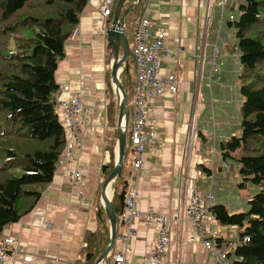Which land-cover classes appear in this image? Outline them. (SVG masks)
Listing matches in <instances>:
<instances>
[{
	"label": "crops",
	"instance_id": "1",
	"mask_svg": "<svg viewBox=\"0 0 264 264\" xmlns=\"http://www.w3.org/2000/svg\"><path fill=\"white\" fill-rule=\"evenodd\" d=\"M102 1L89 0L85 6L78 26L66 43L65 57L58 64L55 74L60 96L67 98L81 93L85 105L93 108L91 119L97 124H103L105 118L104 110L97 105L104 100L110 104L108 82L119 99L111 76L112 61L108 60L109 44L105 34L114 16L106 18L100 13ZM152 5V29L161 28L165 31L166 46L170 52V56L164 59L160 74L164 76L171 72L178 73L181 82L177 97L168 96L162 101L150 102L147 107L149 119L156 123V138L153 148H146L143 156L144 167L139 176L136 209L140 213L151 211L176 219L182 216L181 198L186 195L188 199L198 191L201 180L210 186V191L205 194L213 191L211 177L214 179V187L218 183L219 188L222 185L221 191L225 190L227 177L231 173L223 165L211 169L206 167L201 148L209 139V133L200 119L197 135L191 142V124L194 113L196 126L199 113L207 111L202 100L210 94L211 103H216L214 110L212 109L214 123L211 127L218 134V141H228L237 134L238 107L242 99L234 78L240 64L231 59L227 49L235 42L232 31L222 29L224 32L220 45L226 56L221 60V82L214 81L213 85L208 82L211 47L216 40L217 30L215 20L207 22L208 0H153ZM118 47L121 58L123 48L121 45ZM202 57L205 58L203 65ZM125 68L123 66L120 70L119 80ZM203 87L204 95L201 94ZM232 91L236 93V104L231 100ZM58 111L63 119L62 111ZM234 115V126H227V123H232ZM106 125L107 128L103 131L96 129L88 132L86 143L77 154L76 161L83 171L81 183L74 187L65 170L58 168L35 208L18 223L6 227L3 234L16 241L21 252L16 253L7 264H75L83 257L85 234L99 228V208L102 207L108 215L104 196L111 202L114 198L115 181L112 185L105 186L107 179L102 172L110 159L107 150L110 130L107 122ZM205 125H208L207 120ZM131 126L129 115L128 132ZM117 144L118 137L114 147L115 163ZM130 160L134 164L133 152L130 153ZM109 189L112 191L111 199L106 196ZM78 194L82 197H78ZM215 204L219 205L216 201ZM208 214V219L200 225L205 238L209 240L212 233H215V239L221 241L220 244H235L239 237H230L235 228L220 227L211 212ZM209 218L214 219V222ZM133 227L136 233L128 241L127 260L129 264H143L142 258L148 256L157 232L140 219L135 221ZM125 234V227L121 224L110 255L125 248L120 240ZM233 252L234 250L231 253ZM229 259L233 260L232 254ZM100 264H106L105 259ZM165 264H215L212 255L205 250L197 229L187 217L182 223L172 222Z\"/></svg>",
	"mask_w": 264,
	"mask_h": 264
},
{
	"label": "trees",
	"instance_id": "2",
	"mask_svg": "<svg viewBox=\"0 0 264 264\" xmlns=\"http://www.w3.org/2000/svg\"><path fill=\"white\" fill-rule=\"evenodd\" d=\"M89 0H0V237L6 227L29 214L52 182L58 162L67 148L64 119L56 106L60 88L55 74L65 57L67 41L78 26ZM120 0H115L113 14ZM147 0H126L123 29L130 45V61L120 75L128 109L136 91L132 45ZM135 6V7H134ZM234 11V5L231 8ZM242 12L229 28L236 30L230 55H239L241 73L235 84L243 106L239 112V135L219 141L224 153L241 151L238 160L241 188L258 187L246 213L230 214L224 205L210 208L220 227L242 229L232 264H264V0H241ZM113 49L108 46V60ZM109 83V162L102 172L106 179L115 169L114 147L118 137L119 99ZM131 134L127 133L122 172L114 183L111 202L116 231L133 177L130 160ZM217 145V144H216ZM98 230L87 232L83 257L75 264H97L111 238L110 219L102 207L97 212ZM220 244L221 241L217 240ZM230 254V256H231ZM111 262V255L109 258Z\"/></svg>",
	"mask_w": 264,
	"mask_h": 264
},
{
	"label": "built area",
	"instance_id": "3",
	"mask_svg": "<svg viewBox=\"0 0 264 264\" xmlns=\"http://www.w3.org/2000/svg\"><path fill=\"white\" fill-rule=\"evenodd\" d=\"M98 1V0H92ZM153 0H148L139 22L134 41L132 45V54L135 60L136 70V91L134 99V121L129 130L131 134V148L134 154L133 160V178L130 180L129 188L124 200V207L121 211V224L125 227L126 234L120 240L125 244V248L116 254L111 255L110 264H129L127 260L128 241L131 236L135 235L133 225L136 220H142L144 224L156 229V238L149 251L147 257L142 258L143 264H165L169 252L170 233L172 222H183L187 217L197 229L199 236L203 241L204 248L209 252L215 264H232L229 256L239 244L249 242L248 238H244L241 242L239 239L235 244H218L215 239V233H212L211 239H206L200 225L203 224L209 216L210 208L215 206V200L212 192L201 195L195 191L190 198L184 195L180 201L182 216L176 219L155 212L140 213L136 209V201L138 199V182L140 172L144 167L143 156L146 148H153L156 138V123L148 117L147 107L150 102L162 101L166 97H177L180 91V77L178 73H168L164 76L160 74L164 59L170 56V52L166 46V33L161 28L152 29V18L154 11L152 9ZM241 0H208L207 22L216 21V40L212 45V54L210 60V71L208 74V82H221L220 72L223 63H221L222 48L220 45L223 25L225 23L226 14L231 12L234 2ZM115 0H103L100 7V13L109 18L113 14ZM214 11L217 14L214 15ZM236 17L229 14L228 22H234ZM78 29L75 34L77 35ZM236 54L231 55V59H237ZM239 61V60H238ZM205 62V58H201V65ZM236 62V60H235ZM238 71V70H237ZM239 75L236 76V79ZM61 91L56 96V106L63 113L65 123V133L67 136V148L65 153L58 162V168H63L69 180L74 187H77L83 178L77 160V154L86 143V134L93 130H104L107 125L106 112L109 105L107 100L99 102L98 107L105 112L103 124H97L91 119L93 108L87 107L84 103L83 96L78 93L74 96L63 98L60 96ZM121 100V95H119ZM119 100V103H120ZM214 103V100L212 101ZM196 115L194 113L191 124V142L194 141L197 132L195 126ZM231 123H227V126ZM124 127L122 128V130ZM128 133V131H127ZM211 188L214 179L211 177ZM78 197H82L78 194ZM214 222V219L209 218ZM182 243V242H181ZM21 253L18 250L16 241L4 234L0 237V264H7L16 254ZM110 253L106 256V264H109Z\"/></svg>",
	"mask_w": 264,
	"mask_h": 264
},
{
	"label": "rangeland",
	"instance_id": "4",
	"mask_svg": "<svg viewBox=\"0 0 264 264\" xmlns=\"http://www.w3.org/2000/svg\"><path fill=\"white\" fill-rule=\"evenodd\" d=\"M229 14H233L236 18H239L241 16L242 12L239 11V2H237V1L234 2V11L228 12L226 14L225 23L223 25L224 31H226V29H230L232 31L233 36H234L233 39L235 41L236 30L234 28H229V26H228ZM224 31H222V34ZM236 55L238 58L235 60L238 62L239 55L238 54H236ZM225 56H226V53L222 52L221 60ZM229 56H230V54H229ZM238 69H237L238 72L235 73L234 79H236V76L241 73V67H239ZM201 79L202 78L200 76V80ZM231 85H232V83H231ZM233 91H234V88H233ZM233 91H232V99L231 100L235 103L236 102V100H235L236 99V93H234ZM201 94L202 95L205 94L204 87L202 89ZM134 99H135V93H134V95L131 93V96L129 99V107H130V111H131V113H130V124L131 125H133V121H134ZM202 101H203V104L206 105L207 111L204 113H201V114L199 113L197 125H196V132H197V128L199 126L198 122L201 119L204 122L203 127L207 128V132L209 133V137H208L209 139H207L204 142L206 144L202 145V148H201V151H202V153L206 159V167L211 169L212 167L219 168L220 165H223L224 168L227 167L228 172L231 173V175H228V177H227L226 185L225 186L223 185L224 189H225L224 192L221 191L222 185H220V188H219L218 183H216V185L214 187V183H213V188H211V191L213 190L212 194H213L214 200L216 201V203H219L220 205H226L229 213L232 215L240 214V213H246L249 210V206H248L249 201L255 195H257L260 192V189L258 187H254V186H249L246 188L240 187V184L244 182L242 177L239 174V165H238V160L241 157V151H237L235 153H230V156L227 157L226 160H223L224 153L227 151L223 152L221 150L220 145H219V141H218L219 136L217 133H215V129L214 128L212 129V127H211V124L214 123V121L212 120V118H213L212 109H213V107L216 106V103L215 104L211 103V95L210 94L206 95V98H204ZM242 106H243V102L238 107L239 112L241 111ZM215 111H216V109H215ZM213 114H214V111H213ZM234 116L235 117L232 118L233 120L231 121L232 123L230 124V126H234V122H236V115H234ZM206 120L208 121V125H205ZM238 125L240 126V121L238 122ZM217 127H219V126H217ZM222 128H224V126H222ZM239 134H240V129L237 131V135H239ZM209 191H210L209 183H207V185H206L204 183V181L201 180L198 184L199 194L205 195V193L209 192ZM241 231H242V229L235 228V232H231L230 237H231V235H233V236H236L238 239V237H239L238 234H240Z\"/></svg>",
	"mask_w": 264,
	"mask_h": 264
},
{
	"label": "water",
	"instance_id": "5",
	"mask_svg": "<svg viewBox=\"0 0 264 264\" xmlns=\"http://www.w3.org/2000/svg\"><path fill=\"white\" fill-rule=\"evenodd\" d=\"M126 0H120L114 14V18L112 23L108 26V29L105 31L108 44L113 49V60L111 65V76L114 83L115 88L119 95H121V100L119 104L120 116H119V125H118V144H117V158L115 169L110 175V177L106 180L105 186L112 185V183L116 180L117 177L121 175L122 165L125 154V145L127 140V131H128V121H129V110H128V102L126 93L120 83L119 74L120 70H122L123 66L128 67L130 61V45L125 35L123 29V23L125 14L122 16V10L124 7V3ZM140 0H138L139 3ZM135 7V6H134ZM121 45L123 48V56L120 58L119 47ZM124 129L122 130V128ZM105 204L107 205V213L110 219V243L101 257L100 261L104 260L106 256L111 252L115 238H116V217L111 207V201L106 199L104 196Z\"/></svg>",
	"mask_w": 264,
	"mask_h": 264
},
{
	"label": "bare ground",
	"instance_id": "6",
	"mask_svg": "<svg viewBox=\"0 0 264 264\" xmlns=\"http://www.w3.org/2000/svg\"><path fill=\"white\" fill-rule=\"evenodd\" d=\"M106 192H107V195L106 196H108L111 199V197H112V191H111V189H109Z\"/></svg>",
	"mask_w": 264,
	"mask_h": 264
}]
</instances>
